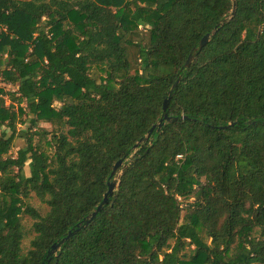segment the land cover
<instances>
[{
	"label": "trees",
	"instance_id": "trees-1",
	"mask_svg": "<svg viewBox=\"0 0 264 264\" xmlns=\"http://www.w3.org/2000/svg\"><path fill=\"white\" fill-rule=\"evenodd\" d=\"M235 1L0 0V264H264V0Z\"/></svg>",
	"mask_w": 264,
	"mask_h": 264
},
{
	"label": "rangeland",
	"instance_id": "rangeland-1",
	"mask_svg": "<svg viewBox=\"0 0 264 264\" xmlns=\"http://www.w3.org/2000/svg\"><path fill=\"white\" fill-rule=\"evenodd\" d=\"M46 18V17H45ZM141 29H143V26L140 27ZM143 33L144 30H142ZM105 76V73L103 74ZM1 86H5L6 90H11V91H14L16 88L12 85H5L3 83H0ZM6 101H7V104L11 103L12 102V99L9 98V96L6 97ZM15 103V107L18 106L17 102L13 101ZM54 105L58 108L61 103L59 101H55L54 102ZM19 128H27L29 126L28 123L24 124V125H21V124H18ZM40 126L42 128H45L47 130H53V129H58L57 126H54L52 125L50 122H45V121H42L40 122ZM63 131L66 132L67 131V127H64L63 128ZM51 135L48 136V138H50ZM41 139L40 135H35V141H39ZM43 144L45 146L46 145V140L43 139ZM26 145V142L24 139L22 138H17L14 142V146L11 150V153L13 155H17V152L20 148L24 147ZM47 148V147H46ZM26 171H28V166H26ZM181 202H182V206H183V212H182V216L185 214L186 212V208H187V205L192 202L194 200V198H190L188 200H184V199H181ZM26 201L31 205L33 206L35 209H37L41 215H45L48 211H49V206L47 203L43 202L39 197H37V195L32 192L29 196V198L26 199ZM21 221L25 227V237L23 239V242H22V248H23V252H26L28 249L31 248V240L34 238L35 236V231H34V228H33V224L35 222V220L32 218V216H30L29 214L23 212L21 213Z\"/></svg>",
	"mask_w": 264,
	"mask_h": 264
},
{
	"label": "water",
	"instance_id": "water-1",
	"mask_svg": "<svg viewBox=\"0 0 264 264\" xmlns=\"http://www.w3.org/2000/svg\"><path fill=\"white\" fill-rule=\"evenodd\" d=\"M236 12V1L234 0V6H233V9H232V15L235 14ZM229 19L226 18L224 19L219 25H223L227 20ZM218 25V26H219ZM218 26H216L214 28V30L210 33H207L199 42V45L198 46H195L193 49H192V52L190 53V55L188 56V59L186 60V63H185V66H189L191 64V62L194 60V57H195V54L196 52L199 50V49H202L210 40V38L216 33L217 29H218ZM179 82V79L175 82V84L172 86V90L176 87V85L178 84ZM168 103H169V98L165 100L164 102V107H163V110H164V115L163 117L159 120V122L157 124H155L150 130L149 132L147 133V135L142 138L137 144H135L134 148L137 149L139 147V145L146 139H148L152 132L157 128V130H159L165 123V121H171L172 120V117H170L166 110H167V107H168ZM231 125V124H230ZM123 166V160H119L115 166H114V169L112 171V174H111V177L113 178V180L111 182H109V188H108V191L107 193L105 194L104 196V200L97 206V208L91 213L89 214L86 219L84 220L85 221V224H88L104 207V205L108 202V198H109V195H111L115 189V187L117 186V181H118V178L119 176L121 175V168ZM125 166V165H124ZM83 222H80L78 225H77V228L83 226ZM73 234V231H70L68 233V236H66L65 239H67L69 236H71ZM54 248H56V245H54Z\"/></svg>",
	"mask_w": 264,
	"mask_h": 264
}]
</instances>
